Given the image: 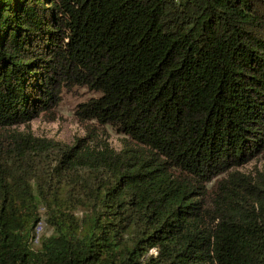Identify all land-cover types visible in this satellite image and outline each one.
Listing matches in <instances>:
<instances>
[{
	"label": "trees",
	"instance_id": "1",
	"mask_svg": "<svg viewBox=\"0 0 264 264\" xmlns=\"http://www.w3.org/2000/svg\"><path fill=\"white\" fill-rule=\"evenodd\" d=\"M79 85L122 148L19 129ZM255 158L264 0H0V264H264Z\"/></svg>",
	"mask_w": 264,
	"mask_h": 264
},
{
	"label": "rangeland",
	"instance_id": "2",
	"mask_svg": "<svg viewBox=\"0 0 264 264\" xmlns=\"http://www.w3.org/2000/svg\"><path fill=\"white\" fill-rule=\"evenodd\" d=\"M94 95L84 85L76 86L73 89L64 88L59 102L52 106L50 110L42 111L39 116L18 127L20 130L30 131L36 136L54 139L68 145H75L79 139H84L83 142L85 144L97 138L95 142L108 140L111 147L115 149L122 148L123 134L119 133L111 125L81 119L76 113V108L79 104ZM95 142L92 145H95ZM237 169L247 174H254L257 169H264V160L255 158L237 167ZM44 226L43 222L41 229V223H39L35 239H39L40 231L42 230V234ZM35 239L34 243H39Z\"/></svg>",
	"mask_w": 264,
	"mask_h": 264
},
{
	"label": "built area",
	"instance_id": "3",
	"mask_svg": "<svg viewBox=\"0 0 264 264\" xmlns=\"http://www.w3.org/2000/svg\"><path fill=\"white\" fill-rule=\"evenodd\" d=\"M37 228V227H36ZM38 240V238L35 239V241Z\"/></svg>",
	"mask_w": 264,
	"mask_h": 264
}]
</instances>
